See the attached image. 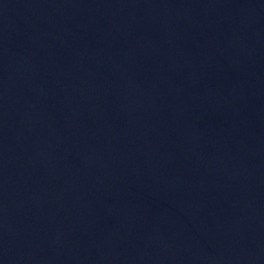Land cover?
Wrapping results in <instances>:
<instances>
[{"label": "water", "instance_id": "1", "mask_svg": "<svg viewBox=\"0 0 264 264\" xmlns=\"http://www.w3.org/2000/svg\"><path fill=\"white\" fill-rule=\"evenodd\" d=\"M131 39L264 137V0H52Z\"/></svg>", "mask_w": 264, "mask_h": 264}]
</instances>
